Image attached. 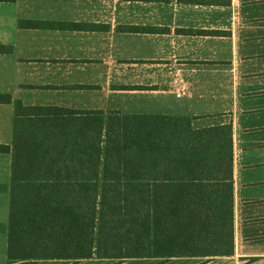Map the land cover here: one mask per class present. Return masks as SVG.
Segmentation results:
<instances>
[{"label":"crops","instance_id":"crops-1","mask_svg":"<svg viewBox=\"0 0 264 264\" xmlns=\"http://www.w3.org/2000/svg\"><path fill=\"white\" fill-rule=\"evenodd\" d=\"M0 94L231 123L232 252L146 259L264 264V0H0ZM14 116V102H0V144L12 145ZM9 154L0 152V264H10Z\"/></svg>","mask_w":264,"mask_h":264},{"label":"trees","instance_id":"trees-1","mask_svg":"<svg viewBox=\"0 0 264 264\" xmlns=\"http://www.w3.org/2000/svg\"><path fill=\"white\" fill-rule=\"evenodd\" d=\"M14 102L10 264L232 252V125Z\"/></svg>","mask_w":264,"mask_h":264},{"label":"rangeland","instance_id":"rangeland-1","mask_svg":"<svg viewBox=\"0 0 264 264\" xmlns=\"http://www.w3.org/2000/svg\"><path fill=\"white\" fill-rule=\"evenodd\" d=\"M8 139L11 140V138L13 137V122L10 124L9 130H8V135H7ZM6 158H8V155H6ZM9 159L12 160V156L11 154H9ZM11 167V166H10ZM9 204H10V193H9ZM113 261H105V262H99V261H88L85 262L83 264H110ZM134 262V264H161V263H157L156 261H151V260H142V261H132V263ZM35 264H60V262H36ZM63 264V263H61ZM121 264H131L130 261H123Z\"/></svg>","mask_w":264,"mask_h":264},{"label":"built area","instance_id":"built-area-1","mask_svg":"<svg viewBox=\"0 0 264 264\" xmlns=\"http://www.w3.org/2000/svg\"><path fill=\"white\" fill-rule=\"evenodd\" d=\"M180 95H181V93H180V92H178V93H177V96L179 97Z\"/></svg>","mask_w":264,"mask_h":264}]
</instances>
